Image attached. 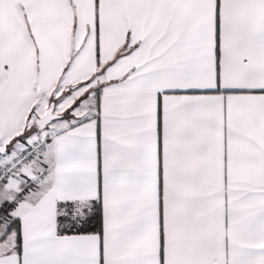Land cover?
<instances>
[{
  "label": "snow or ice",
  "instance_id": "snow-or-ice-1",
  "mask_svg": "<svg viewBox=\"0 0 264 264\" xmlns=\"http://www.w3.org/2000/svg\"><path fill=\"white\" fill-rule=\"evenodd\" d=\"M0 264H264V0H0Z\"/></svg>",
  "mask_w": 264,
  "mask_h": 264
}]
</instances>
